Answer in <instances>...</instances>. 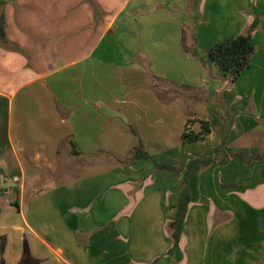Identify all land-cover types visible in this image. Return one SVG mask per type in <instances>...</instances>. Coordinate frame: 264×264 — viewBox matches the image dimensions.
<instances>
[{"label":"crops","instance_id":"1","mask_svg":"<svg viewBox=\"0 0 264 264\" xmlns=\"http://www.w3.org/2000/svg\"><path fill=\"white\" fill-rule=\"evenodd\" d=\"M116 2L87 53L0 85V264L25 240L40 264H264V0ZM257 17L231 82L211 48ZM189 116L211 132L183 144ZM139 139L156 160L216 159L189 178L174 256L185 171L127 162Z\"/></svg>","mask_w":264,"mask_h":264},{"label":"rangeland","instance_id":"2","mask_svg":"<svg viewBox=\"0 0 264 264\" xmlns=\"http://www.w3.org/2000/svg\"><path fill=\"white\" fill-rule=\"evenodd\" d=\"M5 2L2 12L6 17L8 41L3 43L0 40V74L6 71L9 77H13L8 83L5 79L1 82L0 77V85L5 88L44 75L56 65L57 58H65V54L66 57H79L87 53L99 31L108 23L110 13L105 10L106 6H117L115 0ZM81 7L88 9L87 12L82 13ZM61 41L64 44H60ZM4 58L7 61L15 58L21 68L14 70L4 66ZM164 256L161 254L160 259Z\"/></svg>","mask_w":264,"mask_h":264},{"label":"trees","instance_id":"3","mask_svg":"<svg viewBox=\"0 0 264 264\" xmlns=\"http://www.w3.org/2000/svg\"><path fill=\"white\" fill-rule=\"evenodd\" d=\"M5 0H0V40L7 43L8 37L6 32V17L2 12ZM260 18H256L251 26L244 33L229 37L221 42L215 44L210 51L212 60L223 71L225 77L231 82L237 81L241 73L250 65L251 58L256 50L253 42V32L259 26ZM200 122L202 130L196 132L192 130V126ZM187 130L182 134L181 142L183 144H192L201 141L210 134L211 129L207 121L198 120L197 118L190 117L187 120ZM133 132L138 136L134 128ZM264 155L255 154L253 158L259 160L263 159ZM149 159L154 162L158 169H169L173 171H185L184 187L182 191L181 200L178 206L175 219L167 225V230L172 239V246L167 252L168 255L174 256L175 251L180 246L183 237V226L186 221L189 208L191 205V189L189 186V178L200 171L204 167L210 166L216 159L208 157L206 159L196 158L181 164H175L167 161L156 160L152 157L141 139L138 140L134 146L132 156L127 162H134L139 160ZM19 264H39V260L33 255L29 242L24 241L23 254ZM173 264H176L173 261Z\"/></svg>","mask_w":264,"mask_h":264}]
</instances>
